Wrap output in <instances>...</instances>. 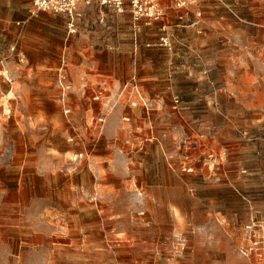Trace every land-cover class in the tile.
<instances>
[{"label":"rangeland","instance_id":"1","mask_svg":"<svg viewBox=\"0 0 264 264\" xmlns=\"http://www.w3.org/2000/svg\"><path fill=\"white\" fill-rule=\"evenodd\" d=\"M198 5L163 43L0 0V264H264V0Z\"/></svg>","mask_w":264,"mask_h":264},{"label":"built area","instance_id":"2","mask_svg":"<svg viewBox=\"0 0 264 264\" xmlns=\"http://www.w3.org/2000/svg\"><path fill=\"white\" fill-rule=\"evenodd\" d=\"M101 7L111 8L117 13L128 11L135 22H142L144 25H151L153 22L164 21L165 11L160 3V0H98ZM172 6L176 10L193 9L197 16H200L198 8L199 0H171ZM90 0H32L33 12H51L54 14L64 15L67 18V27L70 33L75 32L74 18L77 16V8L80 4H89ZM183 15L178 14L177 20L182 21ZM169 26L162 24V35L160 40L163 43L168 42L166 29ZM58 84L62 94L68 92L71 88L70 81L62 70H58ZM136 92H138L136 90ZM69 108H64V113H69ZM253 222L246 226L248 234L251 233ZM257 243V242H256ZM255 243V244H256ZM261 243V242H260Z\"/></svg>","mask_w":264,"mask_h":264},{"label":"crops","instance_id":"3","mask_svg":"<svg viewBox=\"0 0 264 264\" xmlns=\"http://www.w3.org/2000/svg\"><path fill=\"white\" fill-rule=\"evenodd\" d=\"M11 1H13V0H8V2H11ZM16 1L20 4V7H19V10H20L19 13L21 14L20 16L23 17L24 15H27V13L29 12V8H30V0H16ZM160 3H161V5L165 11L164 21L157 22L161 26H162V24L166 23L170 28L174 24H178V22H177L178 21L177 20L178 14H182L184 16L183 20H182L183 22H185V21L188 22L186 25L183 24L185 26L195 25V21H192L191 18H198L199 17L195 14L193 9H185V10L174 9L172 6L171 0H160ZM89 4H80L77 8V12L80 13V12H82V10L83 11L86 10V8L89 6ZM98 8H99V10H101L105 13L111 11L110 10L111 8L101 7L99 5V2H98ZM197 9H199V11L201 13L199 6ZM126 12H128V11H125L123 13H117V12L116 13L119 15H123ZM17 19H18V16L17 15L15 16L13 13L0 14V34L6 36L9 32L10 28H12V25H11L12 22L17 21ZM90 79L91 80L93 79L92 76H90ZM263 256H264V254H263ZM248 260H249L248 262L250 264H258L256 259H254L255 261L253 260V262H251L250 258H248Z\"/></svg>","mask_w":264,"mask_h":264}]
</instances>
